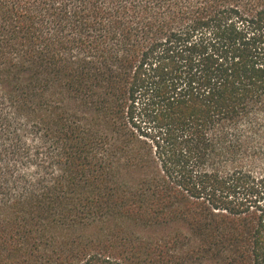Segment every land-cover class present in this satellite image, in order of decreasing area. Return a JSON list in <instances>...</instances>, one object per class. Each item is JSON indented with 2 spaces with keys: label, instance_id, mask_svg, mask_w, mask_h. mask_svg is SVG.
Returning a JSON list of instances; mask_svg holds the SVG:
<instances>
[{
  "label": "trees",
  "instance_id": "16d2710c",
  "mask_svg": "<svg viewBox=\"0 0 264 264\" xmlns=\"http://www.w3.org/2000/svg\"><path fill=\"white\" fill-rule=\"evenodd\" d=\"M0 264H264V0H0Z\"/></svg>",
  "mask_w": 264,
  "mask_h": 264
}]
</instances>
